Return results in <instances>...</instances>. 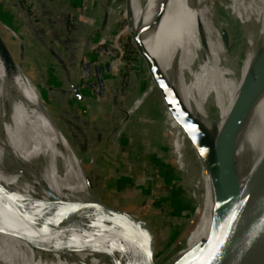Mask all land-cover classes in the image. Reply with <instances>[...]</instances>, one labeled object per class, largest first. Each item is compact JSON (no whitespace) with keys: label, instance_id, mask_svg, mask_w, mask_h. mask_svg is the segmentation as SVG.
I'll return each mask as SVG.
<instances>
[{"label":"bare ground","instance_id":"6f19581e","mask_svg":"<svg viewBox=\"0 0 264 264\" xmlns=\"http://www.w3.org/2000/svg\"><path fill=\"white\" fill-rule=\"evenodd\" d=\"M203 1L177 0L189 26L184 38H182L184 33L175 31L177 24L173 13L170 10L165 11L160 7L159 2L139 0L137 6L143 15L149 34L156 42L159 51H156V54L162 66L165 63L169 67L167 76L162 69L160 71L171 97L172 104L169 106L173 109L172 126H179L176 115L184 107L187 113L186 125L190 129L191 138L194 139V135L201 138L200 143L195 141L196 153L202 145L211 165L219 156H224L231 171L237 175L242 191L253 185L264 164V0H243V7L236 21L247 36L242 57L226 49L225 46L226 55L222 53L219 33L211 21L213 10ZM228 1L229 9L235 0ZM200 5L204 7L203 11ZM169 12L172 19L170 26L166 16ZM133 24L130 22L131 26ZM138 26L145 33L142 25L138 24ZM190 27L199 38L198 64L193 61L194 56L190 53V46L187 44L192 40ZM137 36L144 44L142 35ZM1 47L0 42V98H2L0 100V183L25 196L37 195L48 200L50 195L43 186L38 184V187H35L39 178V181L46 183L59 198L75 201L93 200L95 195L88 198L83 188L80 192L74 193L72 188L65 187L59 180L56 181V178L64 180L67 177V171L62 163L46 149L39 147L36 136L41 138L40 135H36L35 131H26L24 125L22 129L20 128L14 109L17 108L16 101L23 103L25 100L24 94L18 87L21 72L8 63ZM11 47L16 53L17 50L12 45ZM20 47L19 42L18 52ZM149 54L153 58V55ZM3 64L7 68L6 71ZM198 67L207 69V77ZM243 98L247 102L244 103L239 115L241 109L239 106ZM1 101L4 102L5 109ZM204 102L209 105L211 119L209 122L205 118ZM29 105H33L43 114L52 129H55L53 140L64 153L58 156L66 155L70 163L76 158L75 165L77 160L80 159L81 162V155L67 149L66 138L48 118L42 103L33 102ZM29 105L26 104L27 107H31ZM128 116L129 111L125 121ZM25 138L28 152H25L23 147ZM175 146L181 157L183 145L180 139L176 140ZM7 153L12 155L14 160L6 157ZM39 158L42 159L40 162L37 160ZM55 165L58 171L54 169ZM74 168L90 188L85 181V172L81 163ZM26 174L28 178H25ZM199 174L194 196L198 201L197 214L201 215L200 219L194 230L186 236L187 228L185 229L183 247L175 257L164 264H172L170 261L174 262V258L190 250H200L210 236L216 191L212 168L206 159ZM46 175L50 178L54 177L53 180L56 182L54 187L46 179ZM6 196L9 198L8 205H3L0 199V264H118L124 258L114 234L104 232L89 237V240L82 238L80 242L86 243L83 245L76 241H59L54 231L61 230L65 225L51 222L54 219L50 215L51 212L25 204L11 194ZM59 210L62 212L61 209ZM107 236L111 239L116 254L111 252L109 254L103 245ZM54 241L57 243L52 244Z\"/></svg>","mask_w":264,"mask_h":264},{"label":"crops","instance_id":"0c3cea01","mask_svg":"<svg viewBox=\"0 0 264 264\" xmlns=\"http://www.w3.org/2000/svg\"><path fill=\"white\" fill-rule=\"evenodd\" d=\"M109 1L90 0L83 10L84 0H0V18L18 32L31 62L27 69L73 149L82 153L90 148L97 155L91 175L105 196L112 204L122 205L113 201L122 193L120 198L129 208L146 197L151 203L147 201L144 213L154 212L152 223L174 222V215H184L185 204L177 196V172L157 101L151 96L139 101L148 86L140 67L127 64L126 54L117 71L104 67L106 93L99 102L89 91L78 89L77 93L75 89L81 58H95L88 45L109 41L114 35ZM81 14L95 22L89 25L78 20ZM155 47L153 53L147 51L155 55ZM36 86L20 74L18 87L25 96L23 103H15L20 110L41 102ZM29 106L34 118L44 119ZM184 223L178 225L174 237Z\"/></svg>","mask_w":264,"mask_h":264},{"label":"water","instance_id":"95a60500","mask_svg":"<svg viewBox=\"0 0 264 264\" xmlns=\"http://www.w3.org/2000/svg\"><path fill=\"white\" fill-rule=\"evenodd\" d=\"M124 1L125 27H127L131 22V8L128 0ZM205 1L206 0L203 1L204 4ZM136 2L139 6V0ZM106 17L107 15L104 17L102 26H104L106 22ZM127 32L151 81L154 82L159 89L161 102L163 101L164 105L162 106L161 102L158 100L156 101L159 106L164 128L167 127L171 135L173 133L169 131V126L164 123L166 105L172 104L167 83L155 60L151 57L141 39L130 32V30ZM219 36L226 49H229V42L225 32L221 31ZM0 40L2 53L8 63L18 69L26 80L36 86L25 66L23 58L17 57L7 42L2 38ZM21 48H23V44H21ZM105 67L106 69L109 68L108 62L105 63ZM36 89L40 96L41 93L37 86ZM75 89L76 92L79 89L78 82ZM246 96H248V93ZM245 98H243L244 100H242V104L239 106L241 107V109H239V115L241 114L240 111L243 110L244 103L248 101V98H246L247 101H245ZM0 100H2V98H0ZM42 106H44L48 118L66 138L71 150L81 155L80 158L86 159V152L88 149L82 153L76 152L46 106L43 104ZM185 110L186 109L183 107L181 112L184 118H186L187 115ZM203 110L205 112V118L206 120L208 119L207 121L209 122L210 113L208 111L207 102L203 103ZM127 113L128 110L126 111V114ZM193 137L195 141L197 140L200 143V136L194 135ZM192 152L195 157V152ZM202 152L207 163L212 168L213 182L216 191V201L212 209L214 215L213 226L208 240H206L200 250H190L178 258H174V262L170 261V263L264 264V164L253 185L241 191L237 175L231 171L229 163L224 156H219L211 165L203 149ZM90 153H92V151ZM5 156L14 160L13 156L9 155V153ZM37 160L40 162L42 159L39 158ZM24 167L28 169V167ZM81 167L85 172V181L94 192L95 197L93 200L75 201L59 198L50 190V187L46 183L40 182L38 178L35 187H38V184L43 186L44 190L50 195L48 200L37 195L25 196L0 183V199L2 200V204L8 205L7 199L9 198L6 194H11L16 197L17 200L25 204L51 212L50 215L54 218L51 222L65 225L61 230L58 231L56 229L54 231L59 241H76L78 243L82 238L88 239L94 235L109 232L116 236L119 247L122 249L124 258L120 260L118 264H154L155 231L150 217L146 212H143L145 214L143 217H139L132 211L133 208L128 209L122 205L112 204L111 200L107 198L105 193L101 190L100 185L92 178L91 170L85 168L82 160ZM54 169L58 171L57 165H55ZM23 174L25 175L24 172ZM25 178H28L27 174ZM197 205L187 222L188 227L185 236L194 230L200 219L201 215L197 214ZM59 209H61L62 212H60ZM47 220L50 221L48 218ZM55 243L57 242L54 241L52 244ZM84 243L85 242H80L78 244L83 245Z\"/></svg>","mask_w":264,"mask_h":264},{"label":"rangeland","instance_id":"374dc122","mask_svg":"<svg viewBox=\"0 0 264 264\" xmlns=\"http://www.w3.org/2000/svg\"><path fill=\"white\" fill-rule=\"evenodd\" d=\"M155 2H159L160 7L164 8L165 11H171L173 13V18L177 24V27L175 28V31L179 32L181 31L184 33L183 37L184 38L188 32L189 26L187 25L186 20L184 19L182 15V11L180 8V5L178 4L177 0H154ZM124 0H110L109 5L111 4L112 7L109 8V15L113 16L114 19V35L113 37L110 38L109 41H106L104 39H100L99 41H104V44H101L100 46L104 45H114L117 47L121 46V49L124 50V55L125 52L127 54V64H134V66L140 67V71H142L143 76L147 80V89L139 101L141 99H146L147 97H154L156 100L161 102L160 98V93L159 89L156 86L154 82L151 81V78L145 69V66L142 62V60L139 58L138 53L136 51V48L130 39V36L128 34V30L130 32H134V34L137 35H142L144 45H146V49L150 50L152 53L156 49L155 45L156 42L152 38V36L148 32V28L146 26L145 21L143 20V15L138 9V6L136 4L135 0H128L131 12H130V17H131V22L134 23L133 26L130 24L125 27L126 25V20H125V11H124ZM205 5L209 6L213 10V16H211V21L212 24L214 25L215 29L217 30L218 33L221 31L225 32L228 42H229V50L233 51L238 55L239 57H242L244 48H245V43L247 36L244 33V31L241 29L240 24L237 21L242 7H243V0H235L232 3V7L228 9L229 1L228 0H207L205 1ZM223 2V3H222ZM89 0V4H90ZM175 3V4H173ZM201 10L203 11L204 7L200 5ZM219 14V15H218ZM168 19V24L169 26L172 24V19H171V13L166 15ZM95 20V19H94ZM95 22V21H94ZM0 24H1V30H0V36L3 38L5 42H8L7 44L11 47V45L17 50L18 52V43L20 44L23 43L21 41L19 34L15 28L12 27L11 25L5 23L4 21L1 20L0 18ZM138 24L142 25L143 30L145 33H143L142 29L138 26ZM218 26H216V25ZM135 25V26H134ZM5 28H4V27ZM191 29V27H190ZM12 32H11V31ZM13 33V34H12ZM190 33L192 34V40H190L187 44L190 46V53L194 57L193 61L198 64V59L200 58V43H199V38L196 36L195 32L193 29L190 30ZM145 34V35H144ZM148 36V38H147ZM147 38V39H146ZM181 38V39H182ZM6 39V40H5ZM183 40V39H182ZM181 40V41H182ZM194 40V42H193ZM220 40V49L223 54L226 55V49L222 43V39L219 36ZM98 41V42H99ZM146 42V43H145ZM95 43H91L88 45L87 50H90L91 47H93ZM193 44V45H192ZM120 45V46H119ZM12 48V47H11ZM198 48V49H197ZM15 53V55L19 58H23L25 66L27 67L29 65L30 60L28 59V56L26 57V51L23 48L20 47L19 52ZM92 53H94L92 51ZM195 54V55H194ZM153 55V54H152ZM152 57V56H151ZM196 58V59H195ZM153 59L155 60L157 66L159 69L163 70V73L167 76L169 72V67L164 63L162 66L161 60L159 59V56L155 53L153 55ZM121 62V61H120ZM142 67V68H141ZM199 68V67H198ZM200 69V68H199ZM207 77V69H200ZM40 91H42V88H40ZM147 95V96H146ZM146 97V98H145ZM40 101L43 105L46 106V108L49 111L50 105L46 102V98L43 97V95H40ZM145 101V100H144ZM3 105V108L5 109L4 102L2 101L1 103ZM162 106L164 105L163 101L161 102ZM208 104V103H207ZM156 105V104H155ZM209 106V105H208ZM17 107V106H16ZM131 110V109H130ZM146 110V109H145ZM157 111V110H156ZM209 111V110H208ZM14 112L16 116L18 117V123L20 128L24 127L26 128V131H35L36 135H40L41 138L36 136V139H38V143L40 144L39 147L41 149H46L49 153H51L52 156L56 157L64 166V168L67 171V177L63 179L56 178V181H60L65 187L67 186L68 188H72L74 193L80 192L81 188H83V191H85L87 194V197L89 198L90 196L94 195V192L90 190L89 187L86 186L84 183L83 179L80 177L79 172L74 168V166H79L80 165V159L77 160L76 165L74 164V161H76V158L72 163L69 161V157L65 155V157H59L58 155H61L64 153L61 151L60 146L58 143L55 141L53 142V134L56 133L55 129H52L51 125L49 124V121L47 118L42 114V117L44 119H38L34 118L33 115H31V112L29 111L28 107H26L23 110H20L19 107L14 109ZM182 112V111H181ZM181 112L176 115V119L178 121L179 126L174 127L172 126V117H173V109L170 108V106L167 104L166 109L164 111V123L169 126V131L173 134L170 135L168 132V128L166 130L165 128V133L167 137V142L168 146L170 149V154L172 158V164L174 166V171L177 172V183L179 184L180 188V193H178V197L182 199L183 204H185V207L182 209L184 210V215H174L173 221H167L163 223H153L154 227V264H164L167 260H171L173 256L178 254L180 252V248L183 247L185 239L183 238V234L185 229L188 227L187 223H184L187 220V217L191 216L194 208L196 207L198 201H196V197L194 196V190L196 187V180L200 177V170L203 165V161H205V156L202 152V149L205 151V149L200 145V149L196 153L195 149V140L191 138L192 136L190 135V129L188 125H186L187 118H184L181 115ZM161 115V114H160ZM196 117L195 115H193ZM15 119V118H13ZM47 122H45V121ZM211 120V119H210ZM50 125V126H48ZM51 127V128H50ZM178 136V137H177ZM180 139L183 147H182V156L180 157L176 151V140ZM199 146V144H196ZM53 146V147H52ZM23 147L25 152H28L26 150V138L23 141ZM67 149L71 150L70 147L67 145ZM72 151V150H71ZM195 152V157L193 152ZM93 153V152H92ZM90 153V154H92ZM76 155V154H74ZM77 156V155H76ZM63 160V161H62ZM69 160V161H68ZM82 163L85 166V168H88L89 170L91 166L95 164L97 161V155L92 154L90 157L87 159H82ZM181 162V165H180ZM88 164V165H87ZM67 165V166H66ZM70 166V167H69ZM46 177V176H45ZM54 178V177H53ZM53 178L48 176V181L50 184L54 187L56 182L53 180ZM93 192V194H92ZM124 192V191H121ZM122 194V193H120ZM118 195L117 197L113 198V201L118 202L126 208L129 209L128 204H123L125 201L121 199L122 195ZM84 198V197H83ZM85 199V198H84ZM86 200V199H85ZM146 201L151 203V200L144 197L142 198V202L138 203L132 211L135 212L139 217L144 216L145 214L143 213L145 208L143 209L142 206L145 205ZM178 205V204H177ZM198 206V205H197ZM181 210V211H182ZM191 210V212H190ZM190 213V215H189ZM189 219V218H188ZM183 222L184 224L182 225L179 233L177 234L176 237L174 235L177 232L178 225ZM106 244V245H105ZM103 245L106 247L107 252H110L112 254H116L115 250L113 249V244L111 239L107 236ZM115 260V258H113Z\"/></svg>","mask_w":264,"mask_h":264},{"label":"built area","instance_id":"2783aa9c","mask_svg":"<svg viewBox=\"0 0 264 264\" xmlns=\"http://www.w3.org/2000/svg\"><path fill=\"white\" fill-rule=\"evenodd\" d=\"M89 0H84L82 4V9L86 10L89 7ZM78 20L83 21L89 25L94 23V18L87 17L86 15H79ZM104 41L97 42L93 47H91L90 52H94L95 58L90 59L86 55L83 56L79 62L77 68L78 76V88L89 91L94 98L99 102L106 93V81L104 77V67L105 62L109 63L110 71H117L118 64L124 56V50L120 47L113 45H102ZM126 54V52H125ZM127 55V54H126ZM128 114V113H127ZM91 149L88 148L86 152V157H90ZM148 202L142 208L146 209Z\"/></svg>","mask_w":264,"mask_h":264},{"label":"trees","instance_id":"16d2710c","mask_svg":"<svg viewBox=\"0 0 264 264\" xmlns=\"http://www.w3.org/2000/svg\"><path fill=\"white\" fill-rule=\"evenodd\" d=\"M147 38H148V36H147ZM147 38H146V39H147ZM145 43H146V42H145ZM46 179H48V176H47V175H46ZM153 213H154V212H153ZM153 213H152V214H149L150 219H155L156 216H154Z\"/></svg>","mask_w":264,"mask_h":264}]
</instances>
